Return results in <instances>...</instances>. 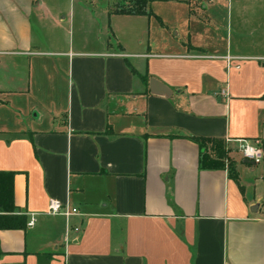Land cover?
Returning <instances> with one entry per match:
<instances>
[{
  "label": "crops",
  "instance_id": "crops-1",
  "mask_svg": "<svg viewBox=\"0 0 264 264\" xmlns=\"http://www.w3.org/2000/svg\"><path fill=\"white\" fill-rule=\"evenodd\" d=\"M91 2L0 0V171L34 217L0 229V264H264V156L228 143L238 187L185 138L264 153V14L223 48L229 0L156 1L150 17ZM153 18L170 42L151 44ZM51 200L78 215L46 214Z\"/></svg>",
  "mask_w": 264,
  "mask_h": 264
},
{
  "label": "trees",
  "instance_id": "trees-1",
  "mask_svg": "<svg viewBox=\"0 0 264 264\" xmlns=\"http://www.w3.org/2000/svg\"><path fill=\"white\" fill-rule=\"evenodd\" d=\"M166 2L169 0H124L115 3L110 9V13L126 15H145L152 16L151 4L153 2ZM142 79L147 82L148 76ZM198 146L199 149V168L205 170L226 169L228 176L239 187V179L235 166L229 160L228 145L226 141L217 138L206 137H185ZM12 172L0 171V229H23L25 227V217L16 213L13 204L12 194Z\"/></svg>",
  "mask_w": 264,
  "mask_h": 264
},
{
  "label": "rangeland",
  "instance_id": "rangeland-1",
  "mask_svg": "<svg viewBox=\"0 0 264 264\" xmlns=\"http://www.w3.org/2000/svg\"><path fill=\"white\" fill-rule=\"evenodd\" d=\"M88 1H90V0H88ZM91 1H92L91 4H94V5L106 4L107 2H109L111 4L110 1H112L114 3L116 2L115 0H91ZM157 11L162 13V17H164V19H166L165 21H168V22L171 21L170 16L167 18L166 10L158 8ZM221 14L223 15L222 11H221ZM241 14L243 16L241 18H239L241 16ZM263 14H264V0H229L228 20L226 18L221 20V34L223 36V40L221 41V47L225 48V45H226V43H228L230 37H231V39H232L231 41L233 43V39L236 36V34H239L238 32H241V30L243 31L244 29L247 28V27H244L243 24H242V27H240L241 26V24H240L241 19H244L246 17V19H247L246 23L248 26V23L250 24V22H253L255 20L259 21V19L261 17H263L262 16ZM151 27H152L151 28L152 29L151 30V36H150L151 44H154L157 47L160 44L164 45V44H166V42L167 43L170 42V39H169L170 35L168 33H166L167 32L166 29H162L160 27V24L154 18L151 19ZM249 27H250V25H249ZM222 30L227 32V34L222 33ZM85 32L92 33V38L93 39L95 38V29L88 26V24L85 26ZM123 35L126 38L128 37V39L130 40L129 45L131 47H134L135 49H137L140 46L137 44L138 39L135 38L134 36H132L131 34L128 35L127 33H124ZM144 36H145V38H144L143 45H147L146 44L147 34L145 33ZM226 37H227L228 41H226ZM172 38H173V36H172ZM75 39H76V37H75ZM137 50H135V51H137ZM138 51H140V50H138Z\"/></svg>",
  "mask_w": 264,
  "mask_h": 264
},
{
  "label": "built area",
  "instance_id": "built-area-1",
  "mask_svg": "<svg viewBox=\"0 0 264 264\" xmlns=\"http://www.w3.org/2000/svg\"><path fill=\"white\" fill-rule=\"evenodd\" d=\"M233 60L231 57H226L227 64ZM222 95H226L224 90L221 91ZM226 144L230 142H234L237 146V152L241 155V157L249 162L254 164H259L263 160V149L259 140H247V139H236V140H225ZM46 214L48 215H63L66 218L69 216L78 215L77 209L73 207H69L66 204H61L58 201L51 200L49 201L46 209ZM34 222V217L31 215L26 222V226H32ZM70 232H79L78 227H67L65 235H64V244L67 245L69 243V234Z\"/></svg>",
  "mask_w": 264,
  "mask_h": 264
},
{
  "label": "water",
  "instance_id": "water-1",
  "mask_svg": "<svg viewBox=\"0 0 264 264\" xmlns=\"http://www.w3.org/2000/svg\"><path fill=\"white\" fill-rule=\"evenodd\" d=\"M149 89H150V92L152 94H155V95L168 96L171 94V92L168 90V88H166L163 84L158 82L156 79H150ZM246 163L253 164L252 162H249L247 160H246ZM257 207H258V205L256 204L250 210L252 212H255Z\"/></svg>",
  "mask_w": 264,
  "mask_h": 264
}]
</instances>
